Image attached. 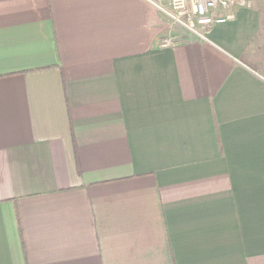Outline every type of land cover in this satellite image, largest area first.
I'll return each mask as SVG.
<instances>
[{"label":"crops","instance_id":"crops-1","mask_svg":"<svg viewBox=\"0 0 264 264\" xmlns=\"http://www.w3.org/2000/svg\"><path fill=\"white\" fill-rule=\"evenodd\" d=\"M255 1L0 0V264H264Z\"/></svg>","mask_w":264,"mask_h":264},{"label":"built area","instance_id":"built-area-1","mask_svg":"<svg viewBox=\"0 0 264 264\" xmlns=\"http://www.w3.org/2000/svg\"><path fill=\"white\" fill-rule=\"evenodd\" d=\"M249 0H170L169 31L162 37V45L176 42L172 33L177 26L206 35L217 25L236 18L233 8L244 7Z\"/></svg>","mask_w":264,"mask_h":264},{"label":"rangeland","instance_id":"rangeland-1","mask_svg":"<svg viewBox=\"0 0 264 264\" xmlns=\"http://www.w3.org/2000/svg\"><path fill=\"white\" fill-rule=\"evenodd\" d=\"M250 8H254L255 14H257L260 17V19L264 21V0H256L255 5L253 7L250 6ZM255 14H253L252 17H254ZM250 20H251V17H250ZM257 20L258 19H255V21ZM251 21H254V19L252 18ZM244 28H247V27L244 26ZM248 29H249V22H248ZM263 33H264V29H263Z\"/></svg>","mask_w":264,"mask_h":264},{"label":"trees","instance_id":"trees-1","mask_svg":"<svg viewBox=\"0 0 264 264\" xmlns=\"http://www.w3.org/2000/svg\"><path fill=\"white\" fill-rule=\"evenodd\" d=\"M18 222H19V225H20V217L18 216ZM20 228H21V225H20Z\"/></svg>","mask_w":264,"mask_h":264}]
</instances>
